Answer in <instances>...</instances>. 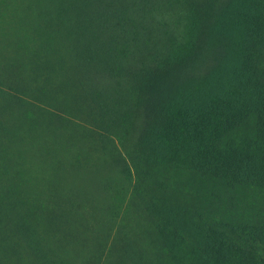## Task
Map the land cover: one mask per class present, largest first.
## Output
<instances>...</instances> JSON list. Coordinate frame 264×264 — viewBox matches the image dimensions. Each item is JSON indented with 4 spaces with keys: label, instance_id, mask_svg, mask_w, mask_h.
<instances>
[{
    "label": "trees",
    "instance_id": "trees-1",
    "mask_svg": "<svg viewBox=\"0 0 264 264\" xmlns=\"http://www.w3.org/2000/svg\"><path fill=\"white\" fill-rule=\"evenodd\" d=\"M42 69L53 116L83 106L133 184L130 219L104 210L109 264H264V0H0V264L22 244L48 264L10 144Z\"/></svg>",
    "mask_w": 264,
    "mask_h": 264
},
{
    "label": "rangeland",
    "instance_id": "rangeland-1",
    "mask_svg": "<svg viewBox=\"0 0 264 264\" xmlns=\"http://www.w3.org/2000/svg\"><path fill=\"white\" fill-rule=\"evenodd\" d=\"M38 73L42 78L39 77L36 84L45 86L43 89L49 90L50 94L43 95L32 87L34 95L31 96L40 104L39 115L33 121L17 122L15 131L18 135L10 140V144L15 155L19 154L15 158L26 181L25 195L33 207V218L44 239V255L48 264L51 261H57L56 264H109L106 239L109 232L111 238L115 237L117 230L112 223L109 224L112 231L107 227L104 229V210L112 206L119 212V218H129L133 184L118 169L108 167L109 154L92 133L94 128L83 106L80 109L67 104L65 110H59L58 113L68 114L72 122L62 123L53 116L58 108L51 101V86H54L51 71L42 69ZM43 77L46 83L42 81ZM54 78L58 80L56 74ZM5 114L9 118L12 116L9 110ZM177 187L176 180L171 178L169 189L183 202L187 197L178 195ZM188 198L186 202L190 207L203 210L198 199ZM192 215L194 220L201 217L196 211ZM204 239L192 236L190 251L211 254L212 246L204 245ZM232 241L237 240L233 238ZM34 255L22 244L11 250L6 264H41ZM158 256L162 257V253ZM198 258L201 261L198 264H208L201 255ZM167 259L164 256L166 264H176Z\"/></svg>",
    "mask_w": 264,
    "mask_h": 264
}]
</instances>
